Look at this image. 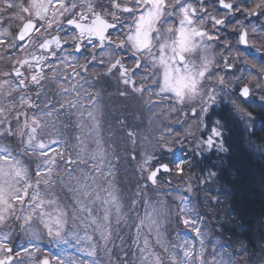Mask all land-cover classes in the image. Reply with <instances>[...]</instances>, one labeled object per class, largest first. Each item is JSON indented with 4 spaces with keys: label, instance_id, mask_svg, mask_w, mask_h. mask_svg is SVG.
Returning <instances> with one entry per match:
<instances>
[{
    "label": "snow or ice",
    "instance_id": "6c2138e0",
    "mask_svg": "<svg viewBox=\"0 0 264 264\" xmlns=\"http://www.w3.org/2000/svg\"><path fill=\"white\" fill-rule=\"evenodd\" d=\"M260 36L264 0H0V264H264V218L221 231L264 192Z\"/></svg>",
    "mask_w": 264,
    "mask_h": 264
},
{
    "label": "rangeland",
    "instance_id": "374dc122",
    "mask_svg": "<svg viewBox=\"0 0 264 264\" xmlns=\"http://www.w3.org/2000/svg\"><path fill=\"white\" fill-rule=\"evenodd\" d=\"M250 43L255 47L259 49V46L261 47V49H264V36H260L257 38H252L250 37ZM251 61V58H248ZM257 63V67H259V62L256 61ZM164 179H169V177L167 176V174H162ZM185 178H187V174H185ZM173 183H181V178L180 177H173L172 178ZM201 198H202V194H201ZM205 210L207 211L208 215H211V211H212V207L211 205H204ZM215 211H220L222 212L223 209H215ZM234 219H240V223L243 224L244 226L241 227L240 225H236L233 224L232 222H229L228 225H225L223 229H221V231L223 232V235L225 236V238H227L230 241H236L239 238L243 239V242L247 244V246L249 247L250 250L252 251H258L259 250V245H258V234L255 231H250L249 229L247 230L246 225H250L252 222L248 223L245 222L243 220H241V218H234ZM229 229H234V230H229ZM175 233L173 231V237H174ZM252 238V239H251ZM236 247H239L240 245L237 244L235 245ZM239 259H244V257H241Z\"/></svg>",
    "mask_w": 264,
    "mask_h": 264
},
{
    "label": "trees",
    "instance_id": "16d2710c",
    "mask_svg": "<svg viewBox=\"0 0 264 264\" xmlns=\"http://www.w3.org/2000/svg\"><path fill=\"white\" fill-rule=\"evenodd\" d=\"M248 198L251 203L248 205L245 216L241 220L244 223L247 221L248 223L252 222L250 225H246L247 230L257 232L255 229L258 227V222L264 218V192L259 187H256L250 192Z\"/></svg>",
    "mask_w": 264,
    "mask_h": 264
},
{
    "label": "flooded vegetation",
    "instance_id": "af4514ba",
    "mask_svg": "<svg viewBox=\"0 0 264 264\" xmlns=\"http://www.w3.org/2000/svg\"><path fill=\"white\" fill-rule=\"evenodd\" d=\"M259 49H261V47L259 46Z\"/></svg>",
    "mask_w": 264,
    "mask_h": 264
}]
</instances>
